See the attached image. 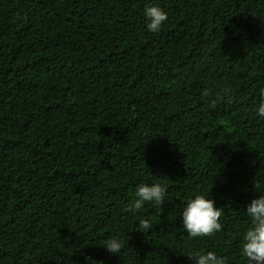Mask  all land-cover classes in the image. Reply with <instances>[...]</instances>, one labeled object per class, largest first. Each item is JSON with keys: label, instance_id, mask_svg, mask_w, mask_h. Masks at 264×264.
Segmentation results:
<instances>
[{"label": "trees", "instance_id": "16d2710c", "mask_svg": "<svg viewBox=\"0 0 264 264\" xmlns=\"http://www.w3.org/2000/svg\"><path fill=\"white\" fill-rule=\"evenodd\" d=\"M147 4L168 14L159 32ZM262 89L264 0H0V264H196L197 249L246 264ZM156 182L164 205L125 210ZM200 193L222 229L193 239L180 212Z\"/></svg>", "mask_w": 264, "mask_h": 264}, {"label": "clouds", "instance_id": "9594fccd", "mask_svg": "<svg viewBox=\"0 0 264 264\" xmlns=\"http://www.w3.org/2000/svg\"><path fill=\"white\" fill-rule=\"evenodd\" d=\"M147 19V30L159 32L168 21L167 12L157 4H147L143 9ZM210 90H205L202 95L208 96ZM256 115L264 118V89L261 90V99L256 106ZM168 196V189L163 183H141L136 188V197L126 205V211L133 214L139 212L147 202L153 206L164 205ZM245 215L249 224L242 234L240 241V254L245 258L246 264H264V193L252 198L244 205ZM222 207L217 206L210 193H200L189 198L180 212L182 227L189 238L210 237L221 231ZM137 230L142 232L152 228L150 217L137 218ZM112 254H118L124 246V238L112 236L104 245ZM189 258H194L196 264H228L225 256L216 250L197 249Z\"/></svg>", "mask_w": 264, "mask_h": 264}]
</instances>
